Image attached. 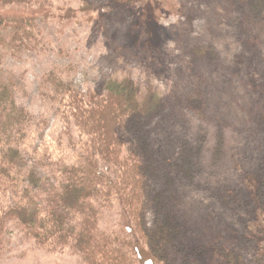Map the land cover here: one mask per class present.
Wrapping results in <instances>:
<instances>
[{
    "label": "rangeland",
    "instance_id": "1",
    "mask_svg": "<svg viewBox=\"0 0 264 264\" xmlns=\"http://www.w3.org/2000/svg\"><path fill=\"white\" fill-rule=\"evenodd\" d=\"M0 15L38 22L34 42L3 47L4 74L36 116L29 158L46 156L48 168L94 153L111 165L118 181L98 203L105 233L126 240L134 225L161 264L187 251L196 264H264V0L0 1ZM54 71L78 87L84 112ZM129 76L167 100L135 131L107 91ZM2 198L0 264H91L40 242L8 213L20 198Z\"/></svg>",
    "mask_w": 264,
    "mask_h": 264
},
{
    "label": "trees",
    "instance_id": "2",
    "mask_svg": "<svg viewBox=\"0 0 264 264\" xmlns=\"http://www.w3.org/2000/svg\"><path fill=\"white\" fill-rule=\"evenodd\" d=\"M0 1L39 6L47 0ZM35 18L34 15L22 18L0 15V200L10 195L20 198L8 213L26 223L29 231L43 244H52L57 248L71 245L84 254L91 264H161L145 252L134 225L129 226L130 233L126 234V240L105 233L100 226L104 212L98 203L107 197L106 189H111L107 187L108 183L113 187L118 181L113 177L112 166L102 164L100 155L92 153L85 161L67 163L61 167L56 166L60 162L53 161L48 168L45 166L46 156L39 165L29 158L24 145L29 144L36 116L21 102L16 79L4 74L3 47L7 44H13L15 48L23 47L34 42L35 35L39 34ZM51 75L59 92L74 98L76 111L84 112L86 99H78V87L66 82L57 71ZM148 90L144 92L141 83L131 76L113 77L108 82L107 91L121 99L118 107L128 113L126 120L132 131L139 129L138 126L141 127L145 120L151 119L148 124H153L152 118L167 105L161 91ZM94 116L95 113L89 111L90 122H94ZM107 144L102 141L99 146L107 151ZM110 157L106 156L107 159ZM51 168L55 178H58L56 174L64 177L56 181L52 179ZM1 209L4 210L3 206ZM4 230L0 229V245L4 243ZM133 235L136 238H131ZM188 250L191 251L190 248ZM187 254L183 262H180L178 255L171 264H196L198 259L195 254L191 255L188 251ZM201 259L197 261L198 264H203Z\"/></svg>",
    "mask_w": 264,
    "mask_h": 264
}]
</instances>
